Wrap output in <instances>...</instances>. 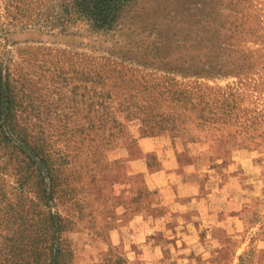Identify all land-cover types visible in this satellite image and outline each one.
Masks as SVG:
<instances>
[{
    "label": "rangeland",
    "instance_id": "rangeland-1",
    "mask_svg": "<svg viewBox=\"0 0 264 264\" xmlns=\"http://www.w3.org/2000/svg\"><path fill=\"white\" fill-rule=\"evenodd\" d=\"M72 1L0 0V77L53 152L68 264H264V0H133L102 29Z\"/></svg>",
    "mask_w": 264,
    "mask_h": 264
},
{
    "label": "trees",
    "instance_id": "trees-1",
    "mask_svg": "<svg viewBox=\"0 0 264 264\" xmlns=\"http://www.w3.org/2000/svg\"><path fill=\"white\" fill-rule=\"evenodd\" d=\"M133 0H73L76 13L94 28H110L118 22ZM236 56L237 51L233 50ZM215 53L208 56L214 59ZM238 56V55H237ZM237 58V59H236ZM245 57L229 55L224 64L242 69ZM223 65V64H222ZM220 69V68H218ZM217 72L222 73L226 71ZM17 94L8 77H0V128L4 142L10 143L9 153L15 160L17 188L14 202L8 205L3 220L0 264H68L72 252L63 246L60 233L65 220L52 211L55 204L53 172L56 162L42 132L29 127V118L21 116Z\"/></svg>",
    "mask_w": 264,
    "mask_h": 264
}]
</instances>
